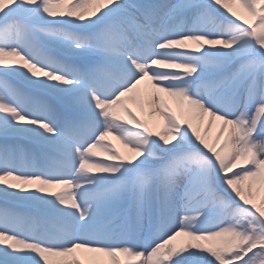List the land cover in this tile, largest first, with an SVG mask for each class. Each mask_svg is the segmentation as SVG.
<instances>
[{
	"label": "snow or ice",
	"instance_id": "6c2138e0",
	"mask_svg": "<svg viewBox=\"0 0 264 264\" xmlns=\"http://www.w3.org/2000/svg\"><path fill=\"white\" fill-rule=\"evenodd\" d=\"M0 264H264V0H0Z\"/></svg>",
	"mask_w": 264,
	"mask_h": 264
},
{
	"label": "bare ground",
	"instance_id": "6f19581e",
	"mask_svg": "<svg viewBox=\"0 0 264 264\" xmlns=\"http://www.w3.org/2000/svg\"><path fill=\"white\" fill-rule=\"evenodd\" d=\"M114 143H117V146L119 147V144H118V142H115V141H114Z\"/></svg>",
	"mask_w": 264,
	"mask_h": 264
}]
</instances>
